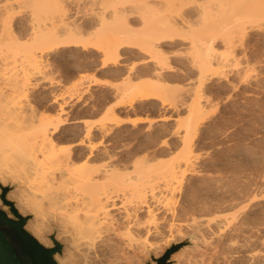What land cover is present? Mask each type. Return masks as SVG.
<instances>
[{"label":"bare ground","instance_id":"obj_1","mask_svg":"<svg viewBox=\"0 0 264 264\" xmlns=\"http://www.w3.org/2000/svg\"><path fill=\"white\" fill-rule=\"evenodd\" d=\"M104 1L111 3L110 0ZM141 1V6L155 2V0L152 2L150 0ZM159 1L163 3L162 8L153 7L152 11H148L151 12V14L147 15L149 16L147 18L145 17L143 25L140 28L141 30H139L141 37L138 36V39L140 38L139 46H143L145 50L152 53L149 57L152 58L153 61L156 60L157 62L158 60V63L159 61L162 62L159 64L161 65L160 69H163L162 65L164 68L170 66L168 62L166 63L169 65L163 63V61H166L165 58H167L166 50L164 48L166 46H172L173 43H176L177 39L185 37L189 32L190 34H194L195 23L188 19L189 17L186 18L183 16L184 14L177 17L178 12H180L181 9L180 7L179 10L177 8V2L179 0ZM159 1L157 0L156 2ZM180 1L179 4L182 3V0ZM235 1L236 2L234 3V0H227L229 5L221 2L222 11L229 14L232 11L231 13L233 15L228 14L229 17L227 16L228 19L231 17L230 21L227 20L226 22L227 28L225 27V22H223L224 25H221L219 21L220 26H217L216 30L220 31L223 26V29L224 27L227 31L229 29L228 33L231 32L232 34L235 33L242 36L244 33L248 35V31L251 30L263 31L264 0ZM16 2L19 3L17 0ZM16 2L15 0H5L4 3L1 2L2 4H0V183L2 186L10 188L7 193V199L14 202L16 209L21 215L31 217L27 221L25 228L33 234L40 243L47 247L53 246V241L49 238L50 235L52 240H56L63 246L62 255L55 257L58 264H66V258L70 259L68 264H120L121 262L123 264H136V261L141 257V253L143 251L144 253L146 252L145 248L147 246H150V250L153 247H157V243L155 244L152 241V243H150L148 237L152 234H157L159 230L156 226H151L152 224H146L142 221L144 216L154 217V212H163L167 206L169 207L170 202H172V197L169 199L170 197L168 196L175 192H179L180 189H182L181 187L186 174L190 171L193 172L196 170L194 166L197 157L191 146L192 139L188 138L184 141L181 149L175 156L176 159L172 160V158V161L167 160L164 162L162 160L163 162L159 161L160 163H153L150 157H143L140 158V160L133 161L134 163L131 165H121L111 161V155H108L107 160L105 159L103 163L93 164V162H91L92 157L98 154H107L108 148L104 144L114 128L111 126L112 122H115V126L124 121H132V124L146 122L148 125L152 126L151 124L154 119L146 115H139L134 118H129L128 116V118H121L116 115L114 110L115 106L108 110L102 122L99 120V122H101L99 125L95 124V122L98 121L97 119L96 121H88L77 117L71 118L65 116L68 106H75L78 101H81L79 100V94L82 93V85L75 81L76 84L67 86L62 83V81L53 79L54 77H51V79L48 76L50 73L47 74L46 71L44 72L45 66L42 64L43 56L48 52L50 54V51L53 50V46L57 47L56 45L60 44H62V46H73L78 42H81V40H77L75 36L78 33H84L85 25L72 21V18H70V20L69 18L61 16L57 17L56 14L61 13L62 10L64 11V13H62L66 14L64 10L66 8L61 7L63 5H61L62 3L59 0H28V3H34V9L31 12H26V17L31 24L29 28L31 31L29 32L33 39L32 41L28 40V42H21L17 38L18 35L15 34L11 27L12 25L10 24V18L12 17L10 13L12 14L14 11L13 8L14 5L17 4ZM118 2L119 1L116 0V5ZM110 3L109 5L107 4L108 7H106L109 9L111 6L114 7H112L111 10L106 8L108 12L104 11L105 7H103L102 9L106 14H104L102 9V12L98 10L102 14H97V16L99 15L100 17L96 16L97 18H95L96 27L97 24L104 25L105 21L107 22V18H109V20L112 18L113 20L111 19V21L113 23H111V26L107 25L109 23H106V26H103V28L107 27V29L110 27L111 30L109 29V31L112 32H110L111 34L107 37L106 44L104 41L103 44H101L102 46L98 44L97 46L96 44L89 45L91 48L96 47L99 49L101 48L98 46H101L103 49L100 51L103 50L102 53L106 58L105 60L108 61L109 59V61L112 60L114 64H117L120 55L119 48L131 44L132 46L135 45L134 43L137 41L138 34L135 35L131 33V30H133L134 27H132L133 29L130 28L131 30L129 31L128 28L130 26L128 27L126 23L121 21V17L124 16L122 15L124 11L120 10V8L123 9V7L120 6V8H118L116 5H113L115 1L112 5ZM20 4L17 5L19 6ZM203 5L205 4L203 3ZM224 5H228V11H225L227 9ZM152 6L150 5L151 8ZM154 6L156 5L154 4ZM207 6L210 7V5ZM221 6L219 5L220 9L217 6L219 11H221ZM146 7H149V5H146ZM208 7L206 8V6H202L200 9H197V15L201 17L203 16L205 23V17L207 18L209 16L208 19L210 18L212 20L213 18L210 13H216L213 12V8L208 9ZM155 9L158 10L156 11ZM208 10L213 11L210 12ZM221 12L218 13L221 14ZM139 13H141V11ZM216 15L218 14H215V16ZM225 15L223 14L222 20H224L223 18ZM9 16L11 17L9 18ZM208 19L207 23L212 24L213 21L210 20L211 22H209ZM218 20H220V18L216 19V22ZM205 23L203 22V25H206ZM100 26L102 28V25ZM218 27L221 28L218 29ZM226 29L224 30L226 31ZM211 31L214 32L215 28L213 27ZM212 32L210 33L211 35L208 34L210 37H206L205 35V37L203 36L202 38H199L200 41H198V34L196 40L193 36L194 38L188 42L189 49L198 47L197 44L202 42V46L204 45L203 48L205 49V52H203L204 49L202 50L200 47L202 51L199 52L201 54H198V57H195L194 55L197 59L193 58L190 60L192 63L190 66H192L193 69H196L199 73V78L197 77L199 84H203L204 81L206 82V80L213 75H229V71L232 70L231 67L229 68L230 64H232L231 61L224 56L222 57V55H215V52L217 53V51L213 50V48L216 39ZM59 33L62 35L61 37L65 34V36L68 37L67 40L64 38H62L64 39L62 41L59 40ZM200 34L202 33L200 32ZM242 36L239 38L242 39ZM232 37L233 36L231 35L229 38L224 39V43L234 44L239 39L232 41ZM186 40H188V38ZM231 44L229 46L235 48L238 42L235 46ZM196 49L199 48H194L195 51ZM18 54L21 56H19L20 58L17 57ZM162 54H164V56ZM163 57L164 59H162ZM165 64L167 66H165ZM118 65L119 67L120 65L123 66L124 62H119ZM157 68H159V66ZM239 70L240 69H238V71ZM154 79L158 80L159 78ZM129 81L130 80H128V82ZM158 81L136 80L135 82H126L127 86H125L123 91L125 95L123 96L125 98L122 96L123 99L117 102V104H128L132 106L137 101L143 102L144 100L151 99L160 100L162 103L160 106H162L164 101L168 98V95L165 94L167 88L164 87L163 91V86L165 85H162L160 81L158 83ZM93 82L95 83V81ZM33 89L38 91V96L41 95L40 98L43 97L45 100L48 99V104H56L58 106L57 113L51 114L44 110L41 111L37 106L32 104L27 96L29 95V91H35ZM198 97H201V95L197 96L196 99L194 98L196 101L194 102V105H190V107H192L190 115L188 119L182 123L187 137L196 132L198 126L195 122L197 121L198 115H200V113L203 114L202 111L204 109L202 110L201 102ZM175 101L172 102V104L175 103ZM182 101H184V99ZM169 102L171 104V101ZM177 105L179 104L177 103ZM166 118L168 117L161 116L159 120L163 123ZM198 120L197 124L200 122V119ZM68 129L80 130L82 132V137L80 139L71 142L73 147H82L86 151V159L79 166H75L72 162L73 150L68 149V147L63 149L60 147L61 145H59V139L60 137H63L60 134ZM97 137L100 138L99 141L95 140ZM174 199H176V197H174ZM167 200L170 201L168 202ZM126 201L133 204L128 206V202L126 205ZM252 201L254 202V200ZM249 202L250 199L248 203ZM2 203L3 202L0 198V207H2ZM246 205L248 204L246 203ZM251 205L253 208V204ZM255 205L257 206V204ZM2 208L6 210V207ZM236 209L237 207L235 210ZM165 211L168 210L166 209ZM231 212L232 213L223 212L219 215L217 214V216H210L211 218L209 217V219H207L208 226H211L212 223H216L219 226L217 229H213L212 233H210L211 237L209 236V238H206L203 236L204 240H202V244L197 246L200 248L193 247L199 251L196 257L198 259H193L194 256L192 259L189 257L190 259H187V264H207L206 262H210V257L209 260L206 256H214L216 252L214 255H207V253L205 254V251L207 250V246L215 244L212 243V237L220 239L223 244L221 246L223 250L227 249L231 251V255L240 254L242 257L244 256L251 260L256 258L255 256H257L259 252H256L257 254L253 253L256 251L253 247H251L253 249L252 252L247 249V239L249 235L246 236L244 234L245 230L243 223L237 225L234 224V222H237V214H233V212H235L234 209ZM143 213H145V215L142 216ZM155 218L158 217L156 216ZM151 220L153 221V219ZM245 223L246 222H244V225L247 224ZM231 224H234L233 230L230 231V233L229 231L228 233H224L225 228ZM247 231L248 230H246V232ZM247 234L249 233L247 232ZM251 234L253 233L251 232ZM240 236L241 238L243 236V238L238 239ZM253 236H251V238H253ZM184 237L186 236L181 235L175 240L180 241ZM249 240L251 241L252 239ZM253 245L254 244H252V246ZM209 248L211 250V247ZM187 249H191V246H186L176 256L181 258L184 256V252H187ZM164 252L165 248L160 249L158 257ZM200 252H202L201 255L199 254ZM263 252L264 250L262 252L260 250V253ZM198 254L200 257H198ZM222 256L225 258L226 255L223 254Z\"/></svg>","mask_w":264,"mask_h":264},{"label":"rangeland","instance_id":"obj_2","mask_svg":"<svg viewBox=\"0 0 264 264\" xmlns=\"http://www.w3.org/2000/svg\"><path fill=\"white\" fill-rule=\"evenodd\" d=\"M17 1H19V3H17L15 0L17 4H20V2L21 4H23L22 6L20 4V7L17 4L14 5V11L12 10L14 13H10L12 17L9 16V18L11 17V27L15 34L18 35V37H16L19 39V41H32L33 38L29 32L31 31L29 30L31 24L26 17V12H31L34 9V3H28V0ZM59 1H61L62 4H60L63 5L60 6L66 8H63L66 14H63L64 11L62 10L63 13H57V17L61 16L69 19L72 18V21H76L79 24L85 25L84 33H78L75 36L76 39L81 40V42H78L73 46H62V44L56 45L57 47L53 46V50L50 51V54L48 52L45 53V55H48L43 56L42 64L43 66H45V69H43L44 72H47V74L50 73L48 74L50 78L54 77L53 79H58L57 81H62V83L66 84L67 86H71L76 83L82 85H80L82 87V93L79 94V100H81L82 102L78 101L75 106H68V109L66 108L67 113H65V116L71 118L77 117L79 119H85L88 121H96L97 119L98 121H96L97 123L95 122V124L99 125L102 120H104V116L108 112V110L115 106V113L121 118H134L135 116L137 117L139 115H146L154 119L153 123L151 124L152 126L148 125V123L146 122H138L136 124H132V121H124L115 126V122H112L113 124L111 123V126L114 128L104 144L108 148L107 154H98L91 158V162H93V164L103 163L105 159L107 160L108 155H111V161H114L121 165H131L135 162V160H140V158L143 157H150L153 163H157L159 161L165 162L167 160L170 161L172 158V160L176 159L175 156L181 149L184 141L188 138L192 139L191 146L197 157V160L195 162L196 164L194 166L196 170H194L193 172L190 171L188 172V174H186L181 187L182 189H180V191L178 190L179 192H175L176 194L178 193L177 195L173 193L168 196L170 197L169 199H171L172 197L171 201L173 202H170V205L168 204L170 208L166 205V209L170 212L165 211L166 209L163 212L161 211L163 214L156 211L157 214L154 212V217L146 216L145 213L142 214V216H145L143 220L141 217V220L146 224H152L151 226L154 227L156 226L159 232L148 237L150 243H157V247H153L150 250V246H147L145 248L146 252L144 253L143 251V254L141 253V257L138 261H136V264H146V261L151 258L152 254H154L155 257L158 258L160 249L165 248L166 250L171 243L181 242L186 239L188 235H193V240L191 242L194 244L187 246H191V249H187V252H184V256H182L181 258H178L176 255H178L180 251L186 246L183 247L179 252L175 253L173 255L172 264H187V261L190 258L192 259L193 256L195 257H193V259H198L196 257L199 251L193 247L200 246L202 244V240H204L203 236H205L206 238H209V236L211 237L210 233H212L213 229H217L219 226L216 223H212L211 226H208L207 219H209L210 216H217V214L219 215L223 212L232 213L231 211H233V209L235 211L233 212V214H237L236 221L238 222H234V224L237 225L243 223L245 230L244 234L246 236L249 235L247 239V249L251 250V252L253 251V249H255L256 251L253 253L259 252L258 254L256 253L259 257L255 256L256 258H253L251 260L249 258L247 259L244 256L242 257L240 254L231 255V251L227 249H224L227 251L223 250V248L221 247L223 244L220 239L212 237V243L215 244L207 246L205 254L207 253V255H214V253H216L214 256L205 255L206 258L208 257L207 259H209V257L211 259H209L211 263L209 261L206 263L264 264V252L260 253V250L261 252L264 250V30H251L248 31V35L244 33L243 36L237 35L235 33L232 34L231 32L228 33L229 29L227 31L226 22L227 20L230 21L231 17L229 19L228 17L230 14H233L231 13V10L230 14L227 12H223L221 6V2H223L224 4L227 3V0H206L207 2L205 0H182V3L180 4V0L178 2L176 1L178 10L179 7L181 8L180 12H178L177 17H180V15L182 14H184L183 16H185L186 18L189 17L188 19L195 23V35L190 34V32L188 31L189 33H187V35L185 36L186 38L183 37L181 38L182 40L179 38L176 40V43L172 44V46H166L164 49L166 50L167 58H165L166 61H163V63L168 62L170 66H167L169 64L166 63L167 65L165 64V66H167L168 68H164L162 65L163 69H160L161 65L159 63L162 62L159 61L158 63V60L156 62V60L153 61L152 58L149 57L150 54L152 55V53L145 50L143 46H139L140 38L138 39V36L141 37L139 30H141L140 28L143 25L145 17L147 18L149 17L147 15L151 14V12L148 11H152L153 7L161 9L163 3H161L159 0V2H156L157 0H155V2H152L153 0H150L153 3V6L152 3L141 6V0H117L119 1V4L117 3L116 5V0H110L111 3H109L111 5L115 1L113 5H116V7L118 8H120V6L123 7V9L120 8V10L124 11L122 13V15L124 16L121 17V21L126 23L128 27L130 26L128 28L129 31L131 30L130 28L134 27V29L132 28L133 30H131V33L135 35L138 34L137 41L136 43H134L135 45L132 46L131 44L119 48L120 55L117 61L124 62V65H120L119 67V62L117 64H114L112 60H105L106 58L102 53L103 50L100 51L101 49H103L101 47V44H103L104 41L106 44V39L111 34L110 32H112L109 31L110 27L109 29H107V27L103 28V26L106 23H109L107 25L111 26V23H113L111 21L112 18H110V20L109 18H107V22L105 21L104 25L100 24L102 25L103 29L99 24H97L96 27V18L100 17L99 15L103 11L102 8L105 7L104 11L108 12V10H111V8L114 6H111L110 9L107 8L109 3L105 2L104 0ZM1 2L4 3L5 0H0V4H2ZM202 2L205 5H203ZM235 2L236 1L234 0V3ZM154 4L156 6H154ZM198 4L201 7L206 6V8L208 7L207 5H210L208 9L213 8L214 11H212L214 13L216 12L215 14L218 15L215 16V14L210 13L214 20H211L210 18L208 19V16L207 18L205 17V23L203 16L201 17L197 15V9L201 8ZM146 5H149V7H146ZM150 5L152 6V8L150 7ZM219 5L221 6V11L223 13L219 11ZM217 6L219 9L217 8ZM227 6L225 7L226 9ZM106 8L108 10H106ZM98 10H100L101 12ZM155 10L157 11L158 9ZM140 11L141 13H139ZM208 11L212 12L211 10ZM225 11H228V9ZM106 12H104V14H106ZM218 12H221L222 15ZM97 14L99 15L97 16ZM223 14H226L225 17L227 19L225 17L223 18L226 21L222 20ZM219 18L220 20H218L217 23L216 19ZM207 19L209 22L213 21L212 24L207 23ZM219 21L221 25H224L223 22L226 23V28L224 27L226 31L223 29V26L221 30H223L224 32L221 30H216L217 26H220ZM203 22L206 25H203ZM210 26H213L215 28L214 32L211 31L213 27ZM220 28L221 27H218V29ZM209 31L214 33L216 39L213 48V50L217 51V53L214 51L215 55H222V57L224 56L229 61H231L232 64H230L229 68L231 67L232 70H230L231 73L229 71V75H213L210 76V79L208 78L206 82L204 81L203 84H199L197 80L199 78V73L196 69H193L192 66H190L192 64L190 60L193 58L197 59L195 57H198V54H201L199 51H202L204 49V45L202 46L203 42H197L199 43L197 44L198 47H194L199 48L196 49V51L198 50L196 54V51L193 47H191L193 49L188 48V42H190L194 37L196 40V36L198 34L199 37L197 39L198 41H200L199 38H202L203 36L205 37V35L207 37L208 34L211 33ZM200 32L202 34H200ZM58 35V39L61 41L64 39L67 40L68 38L65 36V34L63 35V37H61L62 35H60V33ZM210 35L208 37H210ZM231 35L233 36L231 38L232 41H236L241 36L243 37V40L239 38L240 40L238 39L237 41L238 44L237 42H232L234 44H225L224 39L229 38ZM187 38L189 41L186 40ZM89 44H96V46L97 44L101 45L98 46L101 49L96 47L91 48ZM230 44L233 46H235L236 44L237 45L235 46V48H232V46H229ZM140 47L143 49H141ZM200 47L202 50L200 49ZM203 52H205V49L203 50ZM19 54L17 55V57L20 56ZM162 55L164 56V54ZM162 59H164V57ZM158 66L159 68H157ZM238 69H240V72L238 71ZM154 78H159L158 80L161 82V84L165 85L163 86V91L164 87L167 88L165 94L168 95V98L166 99L167 101H164V104L162 106H160L162 104L160 100L151 99L144 100L143 102L137 101L132 106L128 104H117V102L123 99V91L125 86H127L126 82H128V80H130L129 82H135L136 80L158 81ZM93 81H95V83ZM194 82L197 84H195ZM191 86H193L194 88ZM33 90L35 91H29V97L27 96L32 104L37 106L41 111L44 110L45 112H50L51 114L57 113L58 106L56 104H48V99H46V101L43 97L40 98L41 95L38 96V91L36 89ZM200 95L201 97H198V99H200L202 110H204H201L203 114L200 113V115H198L197 121H199L198 119H200L201 123L199 122V124H197L198 122L196 121L195 123L198 126L196 132H193V135L187 137L185 128L183 127L182 123L187 120L190 115V110L192 108L190 107V105H194L196 97ZM82 99L84 100V102ZM183 99L184 101H182ZM169 101H171V104ZM174 101L175 103H173V105L172 102ZM177 103L179 105H177ZM161 116L168 117L164 120V124L159 120ZM99 120L101 122H99ZM81 134L82 132L80 130L68 129L60 134L61 136H63L62 138L59 135V145H61L60 147L63 149H66L68 147V149L73 150L72 162L75 166L81 165L86 159V151L82 147H73L71 144V142L80 139L82 137ZM95 140L99 141L100 138L97 137ZM172 195L176 197V199H174ZM249 199L250 206L248 203ZM251 199L257 203H254ZM127 202L128 201H126V205ZM245 202L248 205H246ZM131 204L130 202H128V206H130ZM251 204H253V208ZM255 204H257V206ZM2 207H6V210L9 211V206H6L2 203ZM236 207L238 210H235ZM9 216L12 217L13 215L9 213ZM156 216L158 218H155ZM151 219H153V221ZM171 222L174 224H172ZM244 222L247 223H245L247 226L244 225ZM234 224L228 226L231 228L226 227L224 233H228V231L230 233V231H232L234 228ZM246 230H248L247 232L249 234H247ZM251 232L253 234H251ZM181 235H184L186 237H184L180 241L175 240L178 239ZM251 236H253V238H251ZM49 238L51 239V241H53L50 235ZM242 238L241 236L238 237V239ZM249 239L252 240L250 241ZM214 240H217L219 242H215ZM261 242L263 245L261 244ZM252 244L254 245L252 246ZM209 247H211V250L215 251H211ZM251 247H253V249ZM62 253L63 246L62 252L60 254L56 253L55 257H59L60 255H62ZM201 253L202 252H200L199 254L201 255ZM199 254L198 257H200ZM223 254H225L227 257L225 256L224 258V256H222ZM69 261L70 259L66 258L65 263L68 264ZM154 263L155 262L152 261V264ZM120 264L123 263L121 262Z\"/></svg>","mask_w":264,"mask_h":264},{"label":"water","instance_id":"obj_3","mask_svg":"<svg viewBox=\"0 0 264 264\" xmlns=\"http://www.w3.org/2000/svg\"><path fill=\"white\" fill-rule=\"evenodd\" d=\"M0 198L9 211L0 207V264H58L55 255L62 252V246L53 239V247L40 243L26 228L29 217L16 209L13 201L7 199L8 187L1 186ZM9 213L13 216L10 217ZM193 235L181 242L171 243L158 258L154 254L146 264H172L173 255L183 247L193 244Z\"/></svg>","mask_w":264,"mask_h":264}]
</instances>
